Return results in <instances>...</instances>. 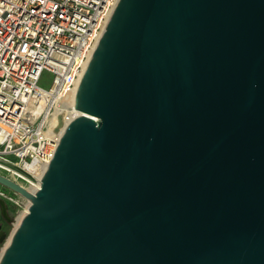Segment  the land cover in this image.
<instances>
[{
    "label": "water",
    "instance_id": "1",
    "mask_svg": "<svg viewBox=\"0 0 264 264\" xmlns=\"http://www.w3.org/2000/svg\"><path fill=\"white\" fill-rule=\"evenodd\" d=\"M75 108L0 264H264V0H119Z\"/></svg>",
    "mask_w": 264,
    "mask_h": 264
},
{
    "label": "built area",
    "instance_id": "2",
    "mask_svg": "<svg viewBox=\"0 0 264 264\" xmlns=\"http://www.w3.org/2000/svg\"><path fill=\"white\" fill-rule=\"evenodd\" d=\"M118 2L0 0V174L22 186L27 177L42 179L79 114L66 121L63 110H76L79 85ZM45 71L53 75L48 87L40 84Z\"/></svg>",
    "mask_w": 264,
    "mask_h": 264
},
{
    "label": "rangeland",
    "instance_id": "3",
    "mask_svg": "<svg viewBox=\"0 0 264 264\" xmlns=\"http://www.w3.org/2000/svg\"><path fill=\"white\" fill-rule=\"evenodd\" d=\"M52 79H53V75L50 72L45 71L43 74L42 80L40 81V84L43 85L44 87H48V86H50ZM21 183L27 188L31 184L27 181H23V182L21 181ZM4 187H5L4 185L0 184V190L4 191V193L7 195L6 197H4V199L12 204L11 207H12L13 219H12L11 223H9L5 226L6 233H7V235H9L12 232V230L14 229L15 223H17V218H18L19 214L25 208L26 199L20 193H17V192H15L9 188L5 189ZM10 197L13 200H11ZM4 242L0 243V252L4 246Z\"/></svg>",
    "mask_w": 264,
    "mask_h": 264
},
{
    "label": "bare ground",
    "instance_id": "4",
    "mask_svg": "<svg viewBox=\"0 0 264 264\" xmlns=\"http://www.w3.org/2000/svg\"><path fill=\"white\" fill-rule=\"evenodd\" d=\"M78 110H75V109H72V110H69L67 107L63 110V115H64V120L68 121L70 120L73 116L77 115L78 114ZM27 182L31 183L28 187V190L31 191V192H35L41 185V179H40V175H36L35 176V179L34 178H31V177H27L26 179ZM26 199V204H25V208L24 210L19 214L18 218H17V223H15V226H14V229L12 230V232L8 235L6 241L4 242V246L3 248L1 249V252H0V260L8 246V242H9V239H10V236L11 234L13 233V231L16 229V227L18 226L20 220L22 219V217L24 216V214L28 211L29 209V206H30V201Z\"/></svg>",
    "mask_w": 264,
    "mask_h": 264
},
{
    "label": "flooded vegetation",
    "instance_id": "5",
    "mask_svg": "<svg viewBox=\"0 0 264 264\" xmlns=\"http://www.w3.org/2000/svg\"><path fill=\"white\" fill-rule=\"evenodd\" d=\"M4 188L8 189L7 187ZM11 205L12 204L10 202L0 197V231L6 232L5 226L11 223L13 219Z\"/></svg>",
    "mask_w": 264,
    "mask_h": 264
}]
</instances>
